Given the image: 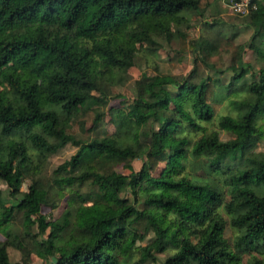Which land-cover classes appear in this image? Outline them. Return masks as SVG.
Returning <instances> with one entry per match:
<instances>
[{
	"label": "trees",
	"instance_id": "16d2710c",
	"mask_svg": "<svg viewBox=\"0 0 264 264\" xmlns=\"http://www.w3.org/2000/svg\"><path fill=\"white\" fill-rule=\"evenodd\" d=\"M215 1L0 0V181L15 176L21 183L30 172H40L49 155L72 144L79 150L62 167H73L79 174L57 184L72 188L92 183L100 198V203L76 207L81 194L70 196L69 208L51 222V231L41 243L46 264H125L141 238L143 224L156 234L141 249L143 263L154 252L172 248L176 254L166 264H239L225 238L226 223L219 213L223 205L240 232L237 245L264 248V153L247 150L259 119H264V0L245 16L254 29L251 46L261 65L259 78L250 85L248 99L234 101L238 115L224 116L219 123L221 130L235 131V139L224 142L213 132L195 142L190 151L182 127L198 130L213 120L217 81L208 78L196 83L174 76H144L130 104V122L142 130L141 140L150 146L92 137L104 114L89 104L106 100L100 97L105 94L97 82L100 62L120 70L132 67L133 46L149 42L158 31L180 40L183 52L199 54L203 46L189 43L190 36L180 29L173 32L172 25L186 14L200 18ZM247 67L241 59L234 67L240 71L235 81L245 77ZM87 125L92 128L86 129ZM21 133L24 139H8ZM190 154L211 158L206 166L210 173H222L223 162L229 158L242 162L236 170L227 168L226 204L215 180L183 176ZM143 157L144 164L136 171L132 162ZM162 164L164 170L154 176ZM116 166H124L130 175L109 170ZM120 178H127L128 185ZM145 184L150 185L146 192ZM127 194L135 199L141 194L146 208L138 209ZM48 200L46 190L33 186L17 206L24 212L26 226L37 223L42 235L48 230L42 215ZM0 211H4V222L15 212L14 207L7 208L1 191ZM172 215L177 223L170 219ZM197 225H207L209 230L200 243L191 239L199 233L191 229ZM0 264L22 263H12L0 243ZM255 264L262 263L255 260Z\"/></svg>",
	"mask_w": 264,
	"mask_h": 264
},
{
	"label": "rangeland",
	"instance_id": "374dc122",
	"mask_svg": "<svg viewBox=\"0 0 264 264\" xmlns=\"http://www.w3.org/2000/svg\"><path fill=\"white\" fill-rule=\"evenodd\" d=\"M181 22V23H180ZM217 22H221L215 26ZM173 32L178 29L186 32L190 38L189 43H200L203 46L199 54L192 52H183L180 46V40L173 37L163 36L159 31L152 35V39L146 43H137L134 48V59L132 67L124 70L106 66L100 62L97 67L98 85L100 90L105 94V104L101 102L91 101L90 106L98 109L104 114L102 122L93 130L94 138L112 137L118 138L130 145L139 147L150 146V142L145 144L142 142L140 130L136 125L131 124L129 118L130 104L133 98L138 94V83L144 76H174L179 79H186L199 83L203 80L211 78L217 81L218 100L215 104L216 112L212 121L202 123L201 129H194L184 125L182 127V136L186 137L190 142V151L193 144L203 136L218 132L220 139L224 142L231 141L237 137L235 131L221 130L219 123L224 116L238 115L236 108L233 106L234 101L246 100L250 97L249 87L259 78L261 69L260 63L257 61V55L252 48V36L254 29L246 23L245 17L237 15L230 9L224 0H216L215 3L203 11L200 18L194 19L191 14H186L183 19L176 20L172 25ZM212 49V53H211ZM249 64L247 74L243 79L234 80V77L240 73L235 71L234 67H238L240 60ZM33 78L37 75L30 73ZM4 90L5 87H2ZM170 90L177 92L175 87ZM174 107L171 106V109ZM92 125H87L86 129H91ZM160 128L159 122L155 123V129ZM189 129V131H188ZM150 131V128H147ZM83 139L87 136L80 133ZM25 134H15L8 138L24 139ZM78 147L69 144L49 155L45 163L42 165L40 172H30L25 179L18 183L16 177L13 176L9 181H0V191L3 193L7 208L14 207L15 212L11 220L4 222L0 211V243L4 244L8 250L12 263L22 264H46L41 257L43 251L42 241L48 237L51 231V222L61 218L65 210L69 208V198L75 193L81 194L83 199L77 200L75 206L93 205L100 203V198L96 187L92 183H85L82 187L78 185L72 188L61 187L57 181L71 178L79 174L73 168H63L62 165L70 160L78 152ZM248 152L253 154L264 153V119H259L254 130L253 138L248 147ZM34 159H37V153L31 150ZM185 162L184 175L192 180H215L223 190V199L226 204L229 201L228 187L223 185L226 178H229L227 168H235L242 166V162L232 158L223 162V172H208L206 166L211 158H195L192 154L188 155ZM204 159H207L204 160ZM145 158L137 159L132 162L136 171H140ZM165 164H162L154 176H159L164 170ZM115 170L121 175L128 177L130 171L124 166H116L109 168ZM120 182L125 186L128 185L127 178H120ZM36 186L39 189L48 192V202L42 207V215L46 218L48 230L45 235L40 233L39 225L36 223L32 227L25 224L24 212L17 209L21 199L25 194L29 193L31 187ZM150 185L145 184L142 188L145 192ZM19 189L17 192L16 189ZM130 202L134 203L138 209L146 208L144 197L139 194L137 199L131 194H127ZM225 226V238L228 241L232 252L239 257V264H255V260H259L264 264V248L254 249L251 246L237 245L240 232L232 226V216L226 211L223 205L219 209ZM171 220L178 222V218L174 215ZM140 227L141 238L137 241L135 250L130 259L125 264H166L167 260L176 254V250L172 248L163 253H153L146 263L141 261V249L152 243L156 239L153 229L146 230L145 224ZM193 230L199 231L198 234L191 237L194 243L203 242L209 234L207 225L193 226ZM30 232L31 236H28Z\"/></svg>",
	"mask_w": 264,
	"mask_h": 264
},
{
	"label": "built area",
	"instance_id": "2783aa9c",
	"mask_svg": "<svg viewBox=\"0 0 264 264\" xmlns=\"http://www.w3.org/2000/svg\"><path fill=\"white\" fill-rule=\"evenodd\" d=\"M230 9L242 17L248 16L257 9L258 3L263 0H224Z\"/></svg>",
	"mask_w": 264,
	"mask_h": 264
}]
</instances>
